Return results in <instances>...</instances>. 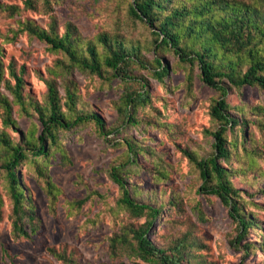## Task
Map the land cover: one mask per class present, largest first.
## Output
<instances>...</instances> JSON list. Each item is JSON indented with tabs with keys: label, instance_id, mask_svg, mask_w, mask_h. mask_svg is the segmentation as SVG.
Here are the masks:
<instances>
[{
	"label": "rangeland",
	"instance_id": "374dc122",
	"mask_svg": "<svg viewBox=\"0 0 264 264\" xmlns=\"http://www.w3.org/2000/svg\"><path fill=\"white\" fill-rule=\"evenodd\" d=\"M131 1L52 0L46 10L42 0H36L37 9L31 10L25 8L24 0H0L2 61L5 66L14 63L16 70L24 67V94L38 106H45L44 79L53 77L50 70L64 57L20 33L19 23L25 20L47 28L55 17L59 35L71 23L85 40L107 33L138 43L147 64L157 57L169 69L161 81L142 67H135L133 80L126 82L77 69H69L64 78L55 77L62 97L65 81L74 89L76 113L100 116L105 133L93 123L57 130L55 143L45 141V157H34L26 146L42 134L32 107L26 113L13 106L12 127L3 126L0 108V134L26 152L16 176L29 206L23 219L29 237H14L7 174L0 170V264H64L51 255L52 250L78 264H146L128 250L113 254L110 246L111 238L125 226L139 227L145 222V217H134L118 205L120 190L108 174L126 162L125 142L137 149L134 163L123 166L122 173L129 175L127 187L137 201L161 209L148 231L154 246L171 254L178 241L184 240L183 264H264V90L230 88L226 96L232 113L243 114L246 139L242 144L238 128L228 132L227 139L239 144L230 147L229 158L219 163L230 171L229 179L239 191L236 200L253 221L235 247L236 223L217 197L198 191V171L182 153L190 151L199 158L211 154L213 139L207 131L216 125L209 107L217 93L201 82L196 66L179 63L171 51H153L154 38L148 28L128 14ZM8 7H16L17 12L11 14ZM189 73L191 86L186 79ZM140 84H145L150 100L137 109V124L127 125L120 99L126 87L140 90ZM0 92L12 99L5 89ZM60 109L68 112L64 100Z\"/></svg>",
	"mask_w": 264,
	"mask_h": 264
},
{
	"label": "trees",
	"instance_id": "16d2710c",
	"mask_svg": "<svg viewBox=\"0 0 264 264\" xmlns=\"http://www.w3.org/2000/svg\"><path fill=\"white\" fill-rule=\"evenodd\" d=\"M42 2L46 10L51 8L52 0ZM24 6L36 10V0H24ZM8 9L11 14L17 12L16 7ZM128 14L148 28L154 38L151 47L154 52L171 51L179 63L196 66L201 82L217 93V98L209 107L210 119L216 125L214 130L207 131L213 139L211 154L199 158L190 151L184 150L182 153L198 171L201 179L198 191L217 197L236 223L239 234L232 243L236 247L252 227L253 221L246 217L244 208L236 200L239 191L229 179L230 171L219 163L220 160L226 161L229 158L230 147L236 148L239 144L237 140L227 139L228 132L238 128L241 143L244 144L246 139L243 114L232 113L226 96L230 88L240 90L249 86L264 90V5L261 0H132ZM18 31L46 44L50 50L59 52L64 57V60H57L50 70L53 77L44 79L45 106H38L24 94V67L16 70L12 62L5 66L0 46V89H5L12 97L10 100L0 92L2 124L4 127L14 126L13 106H18L21 112L26 113L28 107H32L42 127L41 135L33 141H27L26 146L31 148L28 151L34 157L47 156L45 141L50 139L55 143L57 130L93 123L101 134L105 133L104 121L100 116L95 113H76L74 89L65 81V96L62 97L55 77L64 78L69 69H77L98 77L106 74L105 78H118L126 82L133 80L131 76L135 67H142L161 81L169 72L168 66L162 64L160 58L155 57L151 64H147L142 58L141 45L138 43L107 33H99L94 39L85 40L71 23H67L64 33L59 35L55 17H51L47 28L25 20L19 23ZM186 79L191 86L190 73ZM62 100L67 113L60 109ZM149 100L145 84H140V90L126 87L120 99L123 123L136 125L134 116L137 109L145 106ZM125 144L128 154L126 162L112 167L108 174L120 190L118 205L134 217H145V222L139 227L125 226L119 234L114 235L110 241L111 251L117 254V251L128 250L146 264H183L181 261L186 259L187 247L184 240H179L171 254H167L154 246L148 238V231L160 217L161 209L137 201L132 196L130 187H127L126 178L129 179V175L127 172L122 173L123 166L134 163L137 149L129 142ZM0 150V170L7 174L12 207V234L17 238H28L29 233L23 225V219L29 210L26 202L28 197H25L26 190L16 176L20 162L26 158V152L5 133L0 134ZM261 192L264 193V190ZM1 206L0 198V208ZM51 255L64 264H78L64 253L52 250Z\"/></svg>",
	"mask_w": 264,
	"mask_h": 264
}]
</instances>
